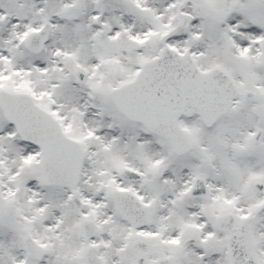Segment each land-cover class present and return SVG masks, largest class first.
Returning a JSON list of instances; mask_svg holds the SVG:
<instances>
[{
    "label": "snow or ice",
    "instance_id": "snow-or-ice-1",
    "mask_svg": "<svg viewBox=\"0 0 264 264\" xmlns=\"http://www.w3.org/2000/svg\"><path fill=\"white\" fill-rule=\"evenodd\" d=\"M0 264H264V0H0Z\"/></svg>",
    "mask_w": 264,
    "mask_h": 264
}]
</instances>
